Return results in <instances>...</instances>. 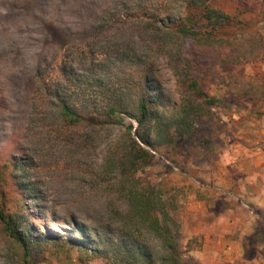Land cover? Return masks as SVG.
Segmentation results:
<instances>
[{"label":"rangeland","instance_id":"1","mask_svg":"<svg viewBox=\"0 0 264 264\" xmlns=\"http://www.w3.org/2000/svg\"><path fill=\"white\" fill-rule=\"evenodd\" d=\"M213 6L249 17L260 45L247 35L232 49L172 44L164 29L152 39L153 29L182 18L184 0H0V209L14 214L15 199L37 194L39 202L23 201L21 215L34 237L71 236V217L118 225L113 209L126 204L118 176L103 170L102 159L121 128L71 127L60 106L84 117L114 106L122 112L120 126H135L126 114L135 113L146 70L165 105L178 103L169 58L179 48L181 60H194L207 93L222 100L207 113L214 142L185 155L154 148L153 164L126 188L153 187L174 201L187 250L182 264H264V241L252 261L243 258L242 244L234 245L264 228V0H213ZM152 15L157 21H148ZM69 134L89 141L69 144ZM223 220L228 230L218 228ZM220 232L236 238L219 241ZM19 258L0 224V264H20ZM77 258L71 251L59 261L45 251L35 264H78Z\"/></svg>","mask_w":264,"mask_h":264},{"label":"trees","instance_id":"2","mask_svg":"<svg viewBox=\"0 0 264 264\" xmlns=\"http://www.w3.org/2000/svg\"><path fill=\"white\" fill-rule=\"evenodd\" d=\"M238 15L233 16L215 8L213 0H184L182 18L166 28L161 24L162 28L153 29L149 35L152 39H158V34L164 29L172 44L194 40L199 44L227 46L230 49L247 35V40L254 38L260 45V34L249 17L244 18L242 12H238ZM157 19L158 16H148V21ZM170 53V69L176 77L180 99L177 104L167 107L158 82L151 76V71L146 70L135 113L126 114L135 126H120L117 118L122 117V112L114 106L103 108L96 115L92 113L88 117L76 113L66 103L60 106L59 116L71 127L84 124L91 128H121L118 136L107 144L102 166L103 170H111L118 176L120 200L126 205L123 210L113 209L118 225L102 223L93 226L71 217L68 221L71 236L34 237L33 230L25 223L27 217L21 216L23 201L30 199L39 202L40 198L37 194L32 196L33 192L21 198L19 196L18 200H14L17 203L14 214L5 212L6 205L1 207L0 224L17 247L20 264H35L45 251H50L59 261L64 253L75 251L78 264L95 261L98 264H182L187 250L180 246V224L174 201L163 199L153 187L126 188L128 185L135 186V175L153 164L154 148L169 147L185 155L196 147L207 150L214 142L207 113L222 100L207 93L205 86L198 81L192 67L194 60H181L179 48ZM69 135V144L89 141L85 137ZM21 185L19 187L23 192L21 187H26ZM261 240L264 241V228L258 225L243 241V258L246 261L255 258V246ZM188 264H194V261L190 259Z\"/></svg>","mask_w":264,"mask_h":264},{"label":"crops","instance_id":"3","mask_svg":"<svg viewBox=\"0 0 264 264\" xmlns=\"http://www.w3.org/2000/svg\"><path fill=\"white\" fill-rule=\"evenodd\" d=\"M261 212L264 213V208H261ZM229 226L231 227V223H230V221H225V220H223V221H222V225H220L218 228H219V229H222V230L225 228V229L228 230V229L230 228ZM218 228H217V230L219 231ZM249 235H250V234H249ZM223 236H226V239H229V242H228V243H232V241H230V240H233V239H232L233 237L236 238V234H232V233L229 232V233H226V235H223V233L220 232V233H219V236H218V237H219V241H220V238L223 237ZM238 237H239V238H237V239L239 240V243H237V241H235V242H234V245H235V244H238V245L243 244L244 238H241L240 236H238Z\"/></svg>","mask_w":264,"mask_h":264}]
</instances>
